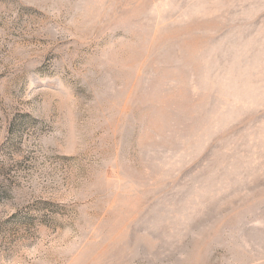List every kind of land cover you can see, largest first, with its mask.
Wrapping results in <instances>:
<instances>
[{
	"label": "rangeland",
	"instance_id": "374dc122",
	"mask_svg": "<svg viewBox=\"0 0 264 264\" xmlns=\"http://www.w3.org/2000/svg\"><path fill=\"white\" fill-rule=\"evenodd\" d=\"M0 264H264V0H0Z\"/></svg>",
	"mask_w": 264,
	"mask_h": 264
}]
</instances>
